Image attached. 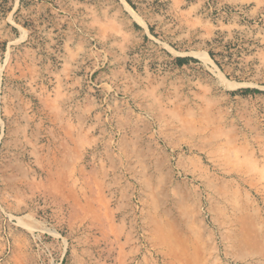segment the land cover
I'll return each mask as SVG.
<instances>
[{
    "label": "rangeland",
    "instance_id": "obj_1",
    "mask_svg": "<svg viewBox=\"0 0 264 264\" xmlns=\"http://www.w3.org/2000/svg\"><path fill=\"white\" fill-rule=\"evenodd\" d=\"M0 264H264V0H0Z\"/></svg>",
    "mask_w": 264,
    "mask_h": 264
},
{
    "label": "trees",
    "instance_id": "obj_2",
    "mask_svg": "<svg viewBox=\"0 0 264 264\" xmlns=\"http://www.w3.org/2000/svg\"><path fill=\"white\" fill-rule=\"evenodd\" d=\"M179 62H183V60L182 59H179Z\"/></svg>",
    "mask_w": 264,
    "mask_h": 264
}]
</instances>
